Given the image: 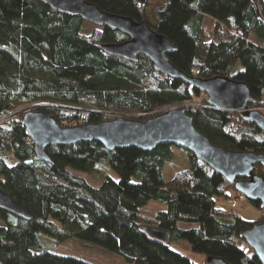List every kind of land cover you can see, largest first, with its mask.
<instances>
[{
	"label": "trees",
	"instance_id": "16d2710c",
	"mask_svg": "<svg viewBox=\"0 0 264 264\" xmlns=\"http://www.w3.org/2000/svg\"><path fill=\"white\" fill-rule=\"evenodd\" d=\"M87 1L108 13L145 20L175 47L168 54L175 67L198 78L221 75L244 82L253 97L249 107L264 105V0H163L153 19L148 17L152 0ZM205 16L213 20L210 32ZM87 25L39 0H0V189L32 216L24 220L0 210V260L91 264L44 250L40 235L45 234L97 244L122 255L126 264H195L142 230L157 227L205 256L262 264L240 235L261 216L248 221L216 207L217 198L237 193L235 186L188 151L189 166L169 181L162 174L172 157L169 144L145 152L80 141L46 147L50 162L35 155L21 124L25 111L42 110L60 126H73L116 117L146 120L171 107L185 109L210 143L264 154V131L254 123L237 111L212 107L204 93L157 72L143 54L136 62L106 54L99 44L128 37ZM200 96L197 106L186 105ZM49 104L65 109L48 111ZM105 163L117 179L106 176L96 187L77 174L93 173ZM254 171L264 179L262 165ZM151 200L165 209L143 214ZM252 204L261 210L258 202Z\"/></svg>",
	"mask_w": 264,
	"mask_h": 264
},
{
	"label": "water",
	"instance_id": "95a60500",
	"mask_svg": "<svg viewBox=\"0 0 264 264\" xmlns=\"http://www.w3.org/2000/svg\"><path fill=\"white\" fill-rule=\"evenodd\" d=\"M61 14L80 16L95 26H104L119 31L128 38L120 42L99 44L109 55L136 62L138 54L150 59L153 68L170 78L179 79L193 89L204 93L212 107L226 111H237L248 122L264 131V114L249 110L253 101L244 82L228 76L216 75L198 78L175 67L168 54L175 47L162 34L154 30L145 20L136 21L129 16L108 13L87 0H39ZM27 136L33 142L35 155L50 162L46 154L49 145H71L80 141H96L108 150L137 147L145 152L161 144L174 145L192 153L197 159L210 166L228 183L234 184L251 202H258L264 211V179L255 171L258 163L264 167V154L252 151H235L210 143L208 138L192 124L185 109L169 108L146 120L116 117L97 123L60 126L55 118L42 110L25 111L21 116ZM0 210L18 218L30 220L31 214L18 204L8 193L0 189ZM143 232L152 240L168 244L170 234L157 227H144ZM246 245L264 264V216L260 222L241 232ZM0 264H4L0 260ZM204 264H229L224 259L206 256Z\"/></svg>",
	"mask_w": 264,
	"mask_h": 264
},
{
	"label": "rangeland",
	"instance_id": "374dc122",
	"mask_svg": "<svg viewBox=\"0 0 264 264\" xmlns=\"http://www.w3.org/2000/svg\"><path fill=\"white\" fill-rule=\"evenodd\" d=\"M162 2L163 0H152L148 10V17L150 19H153L154 17V8L160 6ZM90 25L93 24L89 23V25H87V28L91 27ZM204 28L206 29V31L210 32V21L204 22ZM200 98L201 96L199 98L196 97L193 102H189L186 105L197 106L196 103L200 101ZM169 150L172 156L171 160L169 162H166L162 169V174L165 181H169L175 175V173L180 170L186 169L189 166L188 155L185 149L174 145H169ZM7 158L11 163L13 159L11 154H8ZM105 164L99 165L100 168L97 171H94L93 173L77 172V174L84 177L91 185L96 187L100 185V183L105 179L106 176H110L113 179H117V174L109 168L107 163ZM237 194L238 192L236 194L234 192H230L229 196L230 198H235ZM216 207L222 208L224 210H230L228 199L224 200L221 198H217ZM164 209V203L151 200L147 205L143 206L140 211L147 216H153L157 211ZM234 211L242 219L248 221H257L260 216L261 218H263L264 216V211L256 208V206L250 203L247 199L238 200L237 207L234 209ZM179 226L182 228H191L195 227L196 225L180 223ZM40 243L44 250L50 251L58 255L71 256L91 264H126L122 255L116 252L108 251L97 244L82 241L76 237L59 239L55 236L41 234ZM169 245L172 249L186 255L195 264L205 263V254L192 250L186 240L170 239Z\"/></svg>",
	"mask_w": 264,
	"mask_h": 264
},
{
	"label": "built area",
	"instance_id": "2783aa9c",
	"mask_svg": "<svg viewBox=\"0 0 264 264\" xmlns=\"http://www.w3.org/2000/svg\"><path fill=\"white\" fill-rule=\"evenodd\" d=\"M45 106H47L46 110H48V111L56 110V109L57 110L65 109V108L54 106V105H50V104L49 105H45ZM249 110H256V111L264 114V105L249 107ZM237 199L238 200L245 199V196L242 193H238L235 198H229L228 199V203H229L230 209L232 210L231 215H230L231 217H234L236 215V212L234 211V209L237 207V203H238ZM241 249L244 252L246 250V246L242 245Z\"/></svg>",
	"mask_w": 264,
	"mask_h": 264
},
{
	"label": "crops",
	"instance_id": "0c3cea01",
	"mask_svg": "<svg viewBox=\"0 0 264 264\" xmlns=\"http://www.w3.org/2000/svg\"><path fill=\"white\" fill-rule=\"evenodd\" d=\"M205 21H207V22L210 21V24H212V22H213L212 18H210L209 16L204 17L203 25H204Z\"/></svg>",
	"mask_w": 264,
	"mask_h": 264
}]
</instances>
